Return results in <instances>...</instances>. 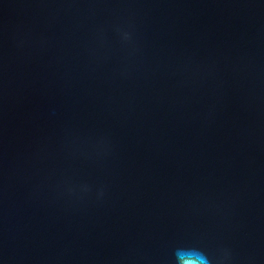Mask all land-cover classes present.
<instances>
[{"label": "water", "instance_id": "water-1", "mask_svg": "<svg viewBox=\"0 0 264 264\" xmlns=\"http://www.w3.org/2000/svg\"><path fill=\"white\" fill-rule=\"evenodd\" d=\"M264 264V0H0V264Z\"/></svg>", "mask_w": 264, "mask_h": 264}, {"label": "clouds", "instance_id": "clouds-1", "mask_svg": "<svg viewBox=\"0 0 264 264\" xmlns=\"http://www.w3.org/2000/svg\"><path fill=\"white\" fill-rule=\"evenodd\" d=\"M176 264H209L207 256L196 248H178L175 251Z\"/></svg>", "mask_w": 264, "mask_h": 264}]
</instances>
